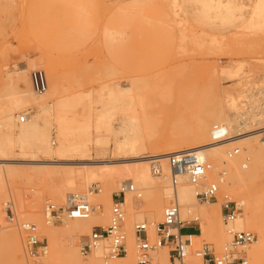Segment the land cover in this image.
Instances as JSON below:
<instances>
[{
	"label": "bare ground",
	"instance_id": "obj_1",
	"mask_svg": "<svg viewBox=\"0 0 264 264\" xmlns=\"http://www.w3.org/2000/svg\"><path fill=\"white\" fill-rule=\"evenodd\" d=\"M83 1L75 0L69 11L76 10L80 16L84 7ZM159 1L174 15L189 12L192 22L182 23L181 27L191 31L196 28L211 27L216 20L224 26H229L233 21L231 14L234 8L243 7V3L238 2L239 0ZM189 2L198 3L201 7L188 9L186 6ZM150 3L142 0L139 6L140 12L152 11V7L147 6ZM61 11L68 14L63 8ZM211 12L215 13L213 17H210ZM215 41L216 38L212 37L211 42ZM39 53V57L30 60L28 66L33 68L37 62L46 66V90L36 93L31 87L30 78L26 74L27 70L22 68L16 69L14 75L9 76L7 88L5 86L6 90L2 91L5 93L6 102L0 112V162L10 159V153L16 147L23 157H28L26 161L44 166L36 167L28 172L26 177L28 181L24 185L28 183L32 191V195L30 193L29 196L25 194L28 191L26 187L23 190L25 193L22 191L24 185L21 184L22 187H20V185L11 184L9 180L11 174L7 167H0V225H3L4 230L0 235V242L7 244L9 259L14 261V264H26L25 259L28 257L24 250V242L21 243L23 237L20 239L23 232L19 229L18 223L21 221L36 225L37 232L45 237L49 246V252L47 253V250L45 256L38 257L33 264H103L101 257H105V252L107 253L106 242L93 249L89 255L87 254V259H83L77 250L78 244L77 248L74 245V240L89 234L95 225L105 227L108 224L112 200L111 189L116 186L121 188L124 183H130L134 188L133 191L125 192L122 203V207L127 210L123 222L124 232H126V254L111 261L115 262L113 264H132L135 260L136 235L133 226L135 217L132 209L135 207L134 203L138 195L147 201V213L141 212L139 215L143 219L140 223L148 224L146 227L150 238L154 234V226L161 216V211L175 198L179 204L181 218L185 219L189 216L191 217L189 220H198L200 232L192 235L191 238L199 239L204 236L213 242L217 253L231 239L222 220V211L218 203L235 200L237 205L243 206L241 207L243 211L237 215L230 228L232 230L251 229L257 233L255 241L244 249L247 251L246 255L250 259V264H264V186L258 188L254 182L258 172L264 174V135L259 132L257 134L256 130L239 132L249 126L251 120L257 123L260 120L259 114L264 112V106L259 107L257 101H254L256 98H253L264 100V73L260 74L257 71L259 67L263 68L260 64L264 62L263 60L258 62L257 66H250L245 63L246 61H238L232 65L229 63L226 67L212 66L208 73L209 77L207 76L206 90L203 88V91L198 89L189 91L187 98L189 102L187 104L182 100V108L178 110L173 123L175 128L169 135V115H159L155 105L151 108V105L143 103L147 94L152 95L148 93L149 91L169 86L163 78L166 72H161V79H154L153 82L152 80L148 82L147 77H145L146 80L143 77L132 79L130 82L127 80L124 86L118 81V83L114 81L103 84L99 95L102 96L103 91H106V99L101 102L99 108L91 111V114H87L82 120H77L74 114L69 113L71 100L63 96L58 79L51 72L50 59L45 52ZM205 71L207 73V70ZM222 78H226L231 83L225 87L221 86L219 79ZM201 85L204 86V84ZM84 95L77 92L74 98L79 99ZM244 97L253 98V102L257 103L256 106L253 105L252 108V104L249 103L251 107H248L251 110L247 108H245L246 111L241 110L243 105L240 103L244 104L247 101ZM261 100H259L260 103ZM28 107L32 110H28ZM87 110L90 111L91 108ZM16 112L25 115L23 122L19 121L21 114L14 115ZM118 113L121 118L118 129H115L112 118ZM90 115L93 116L92 120L97 129L104 127L112 135H122L120 140L115 139L113 148L120 153L127 151L128 157L85 162V157L90 155L92 142ZM15 119L16 129L14 128ZM208 119L213 121L211 126ZM214 125L219 128L213 129ZM157 128L160 130L157 131ZM50 129L57 131L56 146L51 145L54 143L52 138L51 143L49 142ZM145 145L151 148L150 153L143 154ZM232 145L238 146L239 152L228 156L230 151L228 148ZM181 146L184 147L181 149ZM183 150L194 151L200 158L206 159L211 164L206 176L207 180L203 184L216 183L217 193L220 191L223 197L221 200L216 199L217 202L210 203V210L201 208L195 203V192L203 184H191L185 176H180L174 190L170 185V172L165 156ZM152 156L160 158L161 175L151 173L150 158ZM74 160L79 162H72ZM50 165H64L65 168H55ZM53 176H59L60 182L51 187L47 183ZM33 178H37L39 183L46 185V194L55 196L59 203L64 200V188L82 191L91 180L99 182L100 191L91 194V198L93 197L92 203L95 200L94 204H98L102 210L99 214L93 212L86 219H66L67 221L62 227L60 226V229L54 228L52 223H47L42 217L40 207L43 194L40 192L41 189L32 184ZM227 192L232 194V200ZM9 200L12 217H8L1 208V205L6 206ZM154 252L152 253L156 262L150 264H167L166 247H159V250ZM188 259L193 264H199V258L195 255H190Z\"/></svg>",
	"mask_w": 264,
	"mask_h": 264
},
{
	"label": "rangeland",
	"instance_id": "obj_2",
	"mask_svg": "<svg viewBox=\"0 0 264 264\" xmlns=\"http://www.w3.org/2000/svg\"><path fill=\"white\" fill-rule=\"evenodd\" d=\"M74 1L0 0V112L5 106L4 102H6L5 93H2V91L7 88L9 76H13L16 69L22 68L27 70L28 78H30L31 70L36 68L42 69L45 73L46 66L40 64V62H37V65L33 68L28 66L30 60L39 57V52H45V55L51 61V72L58 79L63 96L71 100L69 113L74 114L77 120H82L87 114H91V111L99 108L101 102L106 99V91H103L102 96L99 95L100 87L103 84H110L115 81V83L119 82L120 85L124 86L127 80L130 82L132 79L143 77L144 79L147 77L148 82L150 80L153 82L154 79H161V72H166L167 74L163 78L169 83V86L149 91L148 93L152 95L147 94L144 101H142L144 104L151 105V108L155 105L154 107L159 111V115H169L170 135L173 128H175L173 123L178 114L177 112L182 108V100L188 104L187 98L191 89L203 91L204 88L206 90L208 73H210L212 66L226 67L229 63L232 65L238 61H246L245 63L250 66H257L260 61H264V0H239L238 2L243 3V7L234 8L231 14L233 21L229 26H224L219 20H216L211 27L196 28L194 31L181 27L182 23L192 22L189 12L174 15L159 0H144L151 2L147 6L148 8L152 7V11L148 12H140L139 10L142 0H84V7L80 16L76 10L75 12L74 10L69 11L73 7ZM186 7L188 9H199L201 5L189 2ZM62 8L67 10L68 14L61 11ZM214 15V12L210 13V17ZM212 37L216 38L215 42H211ZM263 63H260L263 68L259 67L260 69H257L260 74L264 73ZM204 69L207 70V73ZM169 71L171 72L169 73ZM257 78L259 77L257 76ZM219 81L221 86L224 87L231 83L226 78L219 79ZM201 84H204V86ZM77 92L85 95L76 99L74 97ZM244 98L247 101L244 104L240 103V105H243L241 109L243 111L245 108L251 110L248 107H251V104L252 108L257 103L259 107L264 106V102L262 103L264 100L257 97L253 98L258 100L250 99L249 97ZM253 100L257 101V103H254ZM259 100H261L262 104ZM249 103L251 104L249 105ZM89 108H91L90 111L87 110ZM28 110L31 111L32 108L28 107ZM18 113L21 114L16 112L14 115L16 116ZM120 118L119 113L112 118V125L115 129H118ZM259 118L260 120L257 123L251 120L249 126L239 130V132L256 130L257 134L259 132V134L264 135V112L259 114ZM90 119L92 142L90 143V155L85 157V162L128 157L127 151L120 153L113 148L115 139L120 140L122 135H112L104 127L97 129L94 125V120H92V115H90ZM208 123L211 126L213 121L208 119ZM92 127L95 128L93 129ZM14 128H17L16 119L14 120ZM54 129H50L49 134V142L51 143V138L54 141V143H51L52 146L58 144L57 131L55 132ZM156 130L159 131L160 129L157 128ZM162 131L163 129L161 128ZM114 135L116 138L113 137ZM182 147L184 146H181V149ZM234 147L238 146L232 145L228 149ZM149 151H151V148L145 145L143 154L150 153ZM27 158V156L23 157L20 150L15 147L10 153V159L0 162V167H7L11 174L9 180L12 185H20L22 187L28 181L26 178L28 172H31L36 167H44L41 164L26 161ZM59 161L62 162V160ZM72 162L79 161L74 160ZM50 166L65 168L64 165ZM39 182L37 178L32 179V184L36 188L38 187L39 190L41 189L40 192L43 194L40 207L43 219V210L47 201L60 206L64 204L68 193L77 191L64 188V200L59 203L56 201L55 196L46 194V185ZM59 182V176H53L47 184L52 187L59 184ZM254 182L258 188L263 187L264 174L258 172ZM92 183L100 187L99 182L91 180L82 191H86ZM25 187L26 190H30L29 193L28 191L26 193L23 191ZM119 188L118 186L112 188L111 195ZM22 191L27 196L32 192L28 187V183L22 187ZM219 193L216 194L217 200H221V197H223L220 191ZM227 195L231 199L232 194L228 193ZM90 199L92 202L93 197L91 198L90 196ZM216 199L202 202L195 198V203L201 208L210 210V203L217 202ZM223 202L218 203L221 209ZM231 203L236 204L237 202L234 200ZM134 205L132 213L135 217L133 220V226L135 227L136 224L143 221L139 214L141 212L147 213V201L141 195H138ZM238 206L241 209L240 212H242L241 207L243 206L239 204ZM4 207L1 205L3 211H5ZM101 210L102 207L94 213L99 214ZM162 211L160 218L157 219L158 222L162 219ZM126 215L127 210L125 211ZM130 215L132 216V214ZM190 218L189 216L185 217V219ZM7 221L9 220L7 219ZM65 221L67 220L57 221L52 225L54 228L59 227L60 229ZM197 221L194 223L198 224ZM2 227L3 225H0V235L4 231ZM247 230L253 232L256 239L257 233L251 229ZM37 231L35 225V232L39 239L47 245L48 253L47 240ZM188 232H191L189 226L182 229V233ZM124 233L126 235V232ZM22 234L20 235V239L23 237L21 243L24 242V233ZM83 238L84 235L79 240H74L75 247L78 244V248H76L79 253V245ZM2 242H0V248L2 247L0 249V264H14V261L9 259L7 244ZM204 242L213 246V242L201 236L199 239H193L191 251ZM215 248L213 246L214 250ZM158 250L159 248L155 252ZM215 252L217 253V250ZM246 254L247 251L245 250ZM86 255L80 253L83 259H87ZM150 255L151 262H154L153 253L151 252ZM42 256H45V254L40 257ZM245 258L247 264H250V259L247 258V255ZM25 261L26 264H33L30 257H27ZM101 261H103V264L115 263L111 262L114 260H109L106 257H101ZM135 261L136 253L132 264Z\"/></svg>",
	"mask_w": 264,
	"mask_h": 264
},
{
	"label": "built area",
	"instance_id": "obj_3",
	"mask_svg": "<svg viewBox=\"0 0 264 264\" xmlns=\"http://www.w3.org/2000/svg\"><path fill=\"white\" fill-rule=\"evenodd\" d=\"M30 83L36 93H42L47 88V79L42 69L36 68L30 72ZM25 115L19 116V121L23 122ZM214 125L213 129H218ZM239 152L238 147L228 151V156ZM169 174V182L174 190L179 183V177L185 176L191 184H203L211 168V164L204 158H200L194 151H179L165 156ZM150 170L153 175H161L162 164L160 158L152 156L150 158ZM133 185L124 183L121 188L112 193L111 205L109 207V222L106 227L94 226L89 234L84 235L80 242L79 250L82 255L90 253L101 243L106 242L107 253L105 257L114 260L126 254L125 233L123 222L125 211L122 207L126 191H133ZM100 188L92 184L86 191L70 192L66 195L64 204L57 206L47 201L44 206L43 215L47 223H54L64 219H86L93 212L100 210L98 204L90 201L93 193L99 192ZM218 191L217 184L208 182L196 190L197 200L207 202L216 199ZM8 217H12L11 205L9 201L4 207ZM222 220L227 227V232L231 239L223 245L221 252L216 253L213 247L207 243H202L198 248L191 251L193 239L191 234L182 233L186 226L196 225L200 232L196 220L183 219L180 216L179 204L173 198V202L165 205L162 211V219L154 226V234L150 238L146 223H138L134 227L136 235L135 249L136 261L134 264H150L151 252L159 247L167 248V264H193L189 261L190 255L199 258V264H247L244 248L250 245L255 235L247 229L232 230L231 224L240 213L241 209L231 201H224L222 205ZM19 229L24 233V250L28 257L35 261L38 257L45 254L47 245L39 239L35 232V225L30 222L21 221L18 223ZM156 262V261H155ZM113 264V263H106Z\"/></svg>",
	"mask_w": 264,
	"mask_h": 264
},
{
	"label": "crops",
	"instance_id": "obj_4",
	"mask_svg": "<svg viewBox=\"0 0 264 264\" xmlns=\"http://www.w3.org/2000/svg\"><path fill=\"white\" fill-rule=\"evenodd\" d=\"M189 227L191 228V232H188V233H185V234H191V235L198 234L196 225H190Z\"/></svg>",
	"mask_w": 264,
	"mask_h": 264
}]
</instances>
